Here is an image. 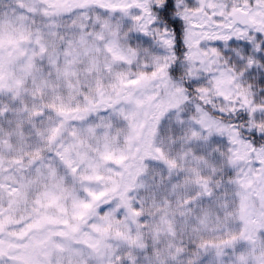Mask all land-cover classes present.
<instances>
[{
	"label": "snow or ice",
	"instance_id": "obj_1",
	"mask_svg": "<svg viewBox=\"0 0 264 264\" xmlns=\"http://www.w3.org/2000/svg\"><path fill=\"white\" fill-rule=\"evenodd\" d=\"M0 264H264V0H0Z\"/></svg>",
	"mask_w": 264,
	"mask_h": 264
}]
</instances>
